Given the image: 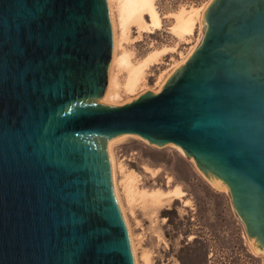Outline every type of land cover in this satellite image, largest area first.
<instances>
[{
	"label": "water",
	"instance_id": "1",
	"mask_svg": "<svg viewBox=\"0 0 264 264\" xmlns=\"http://www.w3.org/2000/svg\"><path fill=\"white\" fill-rule=\"evenodd\" d=\"M156 91L107 100L108 0H0V264H136L109 145L174 143L264 252V0H211Z\"/></svg>",
	"mask_w": 264,
	"mask_h": 264
},
{
	"label": "rangeland",
	"instance_id": "2",
	"mask_svg": "<svg viewBox=\"0 0 264 264\" xmlns=\"http://www.w3.org/2000/svg\"><path fill=\"white\" fill-rule=\"evenodd\" d=\"M211 0H157L162 14L180 5H200ZM208 6V5H207ZM165 29L140 32L136 26L121 39V48L133 56L144 54L155 42L157 45H175L176 39ZM203 32L197 28L190 42L177 43V51L165 56L164 62L151 69L144 89L130 96H122L116 103L137 96L145 89L158 90V81L170 75L173 64L186 54ZM142 33V34H141ZM125 47V48H124ZM182 52V53H181ZM112 150L118 166V181L127 219L132 228L139 264H264V252L256 250L246 226L237 214L227 184L213 183L198 167L196 161L171 143L158 146L129 134L116 140ZM145 165L159 167L152 176ZM123 171L139 175L140 187L166 186L167 175L187 191L191 201L182 199L161 205L148 200L127 201L122 191ZM161 206V207H158Z\"/></svg>",
	"mask_w": 264,
	"mask_h": 264
},
{
	"label": "bare ground",
	"instance_id": "3",
	"mask_svg": "<svg viewBox=\"0 0 264 264\" xmlns=\"http://www.w3.org/2000/svg\"><path fill=\"white\" fill-rule=\"evenodd\" d=\"M108 3L112 15L114 30L113 57L109 68V82L107 89V100L111 103H116L122 96H130L144 89L148 82V77L151 75L152 67L164 62L165 56L169 53L177 51V43L181 41H192L197 28H202L203 14L209 4V2H205L198 6H187L182 4L177 9L162 14L157 0H108ZM165 17L169 20V24L166 27L167 30L177 41L175 45H157L154 42L144 54L139 56H133L128 50L121 48L122 37L125 36L126 38V35L131 31L133 26H136L138 28L137 30L143 33L157 32L165 29ZM202 35L203 32L197 38L196 42L189 47L188 52L183 54L181 59L173 64L172 69L188 58L199 44ZM167 77L168 75L161 77L158 81L159 87L163 85ZM129 134L130 133L120 135L117 139L112 141L109 145V152L113 168L116 196L128 225L135 263L139 264V256L134 243L132 228L124 211L120 193L121 189L117 177L118 168L121 169L122 166H118L112 150V145L116 140ZM138 136L141 137L140 135H137V137ZM171 144L175 145L183 152V149L180 146L174 143ZM145 168L146 171L152 174V176H157L160 173L159 167L145 165ZM122 172L124 173V181L121 185L123 189L122 191L129 204L139 199L151 201L149 203H153L155 206H163V204L172 202L175 199H182L186 204H189L191 201L187 198V191L181 184L176 183L171 176L167 175L166 186L154 185L148 188L140 187L138 185L139 175L136 172H127L123 170Z\"/></svg>",
	"mask_w": 264,
	"mask_h": 264
}]
</instances>
